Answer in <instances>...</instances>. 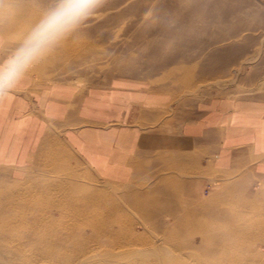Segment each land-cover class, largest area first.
I'll list each match as a JSON object with an SVG mask.
<instances>
[{"label": "rangeland", "instance_id": "rangeland-1", "mask_svg": "<svg viewBox=\"0 0 264 264\" xmlns=\"http://www.w3.org/2000/svg\"><path fill=\"white\" fill-rule=\"evenodd\" d=\"M51 2L0 0L8 44L15 47ZM33 69L44 83L140 81L179 106L260 96L264 7L254 0H103ZM46 150L26 182L0 180V264H264L263 201L228 199L193 225L184 209L177 216L175 195L171 205V195L152 186L97 179L59 144L58 154Z\"/></svg>", "mask_w": 264, "mask_h": 264}, {"label": "crops", "instance_id": "crops-1", "mask_svg": "<svg viewBox=\"0 0 264 264\" xmlns=\"http://www.w3.org/2000/svg\"><path fill=\"white\" fill-rule=\"evenodd\" d=\"M13 48L0 29V60ZM58 144L97 179L175 195L193 225L228 199L264 202V94L179 106L140 81L44 83L31 69L0 98V180L26 182Z\"/></svg>", "mask_w": 264, "mask_h": 264}, {"label": "clouds", "instance_id": "clouds-1", "mask_svg": "<svg viewBox=\"0 0 264 264\" xmlns=\"http://www.w3.org/2000/svg\"><path fill=\"white\" fill-rule=\"evenodd\" d=\"M102 4L103 0H52L10 54L0 60V98L53 55Z\"/></svg>", "mask_w": 264, "mask_h": 264}, {"label": "bare ground", "instance_id": "bare-ground-1", "mask_svg": "<svg viewBox=\"0 0 264 264\" xmlns=\"http://www.w3.org/2000/svg\"><path fill=\"white\" fill-rule=\"evenodd\" d=\"M65 47H66V46H65ZM67 51H68V50H67ZM75 245H76V244H75ZM47 249H48V248H47ZM50 249H51V248H50ZM44 251H45V250H44ZM46 251H50V250H46ZM46 251H45V252H46ZM52 251H53V249H52ZM71 251H75V250H71ZM42 253H43V252H42ZM75 253H76V252H75ZM78 253H79V252H78ZM78 253H77V254H78ZM72 254H73V253H72ZM80 254H81V253H80ZM48 256H49V254H48ZM68 256H69V254H68ZM75 256H76V254H75ZM89 256H90V255H89ZM70 257H71V256H70ZM82 257H83V256H81V258H82ZM86 257H87V256H86ZM27 258H28V257H27ZM84 258H85V257H84ZM70 259H71V258H70ZM43 262H44V260H43ZM88 262H90V261H88ZM2 263H3V262H2ZM50 263H51V262H49V264H50ZM77 263L79 264V262H77ZM77 263H76V264H77ZM85 263H86V262H85ZM39 264H40V263H39ZM51 264H52V263H51ZM53 264H54V263H53ZM88 264H89V263H88ZM190 264H191V263H190Z\"/></svg>", "mask_w": 264, "mask_h": 264}]
</instances>
